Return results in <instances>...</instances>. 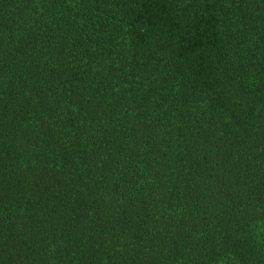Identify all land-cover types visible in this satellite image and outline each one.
<instances>
[{
  "label": "trees",
  "instance_id": "obj_1",
  "mask_svg": "<svg viewBox=\"0 0 264 264\" xmlns=\"http://www.w3.org/2000/svg\"><path fill=\"white\" fill-rule=\"evenodd\" d=\"M0 264H264V0H0Z\"/></svg>",
  "mask_w": 264,
  "mask_h": 264
}]
</instances>
